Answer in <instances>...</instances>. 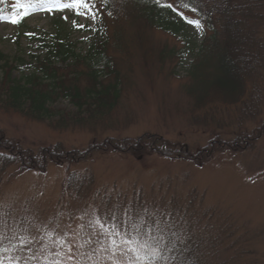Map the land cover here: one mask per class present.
I'll list each match as a JSON object with an SVG mask.
<instances>
[{"label":"rangeland","instance_id":"rangeland-1","mask_svg":"<svg viewBox=\"0 0 264 264\" xmlns=\"http://www.w3.org/2000/svg\"><path fill=\"white\" fill-rule=\"evenodd\" d=\"M91 1L99 16L95 20L75 15L85 12L83 8L40 7L18 24L0 19L4 57L29 60L39 54L35 38L54 34L61 26L78 52L91 40L105 37L110 46L106 56L113 58L115 73L123 80L120 98L107 119L96 116L68 129L54 128L57 117L39 122L0 110V143L11 154L16 149L29 151L43 167L0 164V264H148L136 260L132 252L125 255L121 249L128 246L111 235L117 227L121 233L129 231L126 210L137 224L141 215L148 219L145 210L169 214L182 240L177 259L264 264V25L255 36L257 54L250 55L247 63L258 76H253L256 88L250 81L246 86V101H251V94L256 100L255 110L250 109L255 117L241 127L244 138L259 136L244 141L229 134L236 129L228 119L232 107L216 111L220 116L216 126L195 123L205 111H193L194 99L184 88L190 81L187 72L209 33L187 22L185 17L196 19L193 14H174L186 26L184 33L174 34L150 23L143 14L144 2L112 0V8L103 12L101 1ZM5 10V15L13 11ZM73 21L88 27L80 30ZM100 22L105 36L97 32ZM216 28L221 29L219 24ZM78 83L81 89L88 85L86 80ZM51 107L61 117L89 119L66 100ZM223 127L230 130H218ZM151 137L155 151L149 152L145 143ZM122 140L134 144V150L122 153L116 146ZM238 140L244 143L235 149L219 148V143ZM165 143L169 146L163 147ZM0 151L10 155L4 148ZM197 152V161L186 159ZM50 154L55 163L48 159ZM144 239L149 245L155 243L150 236ZM141 242L131 247L139 248ZM148 251L140 249L141 254Z\"/></svg>","mask_w":264,"mask_h":264},{"label":"trees","instance_id":"trees-1","mask_svg":"<svg viewBox=\"0 0 264 264\" xmlns=\"http://www.w3.org/2000/svg\"><path fill=\"white\" fill-rule=\"evenodd\" d=\"M10 1L15 2V0H4L2 3L5 9H9L7 4ZM99 1L102 3L101 11L105 12L112 8V0ZM170 1L159 0L158 3L157 0H138L137 4L142 5L144 2L146 8L143 14L151 24L155 23L158 29L169 28L174 34L184 33L185 24L182 20H177L174 14L187 12L200 21L205 34L209 33L204 36L203 43L187 72L190 81L184 88L190 98L194 99L193 111H205L195 118V123L206 128L216 126L215 124H220V120H217L220 116L216 111L232 107L235 109L234 114L231 113L232 116L228 119L235 124L236 129L229 131V134H233L235 139L245 136L241 127L246 119L255 117V113L250 109L256 108V100L253 99L252 94L249 98L251 101H246L247 82L250 81L253 89L257 87L253 80V76H257V73L253 66L247 63L248 59L254 57L258 51L259 43L255 36L257 37L258 30L264 25L262 13L264 0H172V3ZM91 3L96 8L95 1ZM167 4H171L172 7H167ZM193 8L196 11H192ZM218 24L220 30L216 28ZM99 25L97 32L105 36L101 22ZM250 34L254 35L251 39ZM35 39L38 41L39 54L31 55L29 60L4 57L0 54V110L19 113L39 122L57 117L59 122L54 127L56 130L71 128L73 124L80 126L88 120L93 121L96 116H100V120L107 119L120 98L123 80L117 71L115 73L112 66L113 58L106 56L109 42L107 43L105 37L88 42L83 52H78L76 44L71 43L69 39V33L61 26L56 28L54 34H45ZM80 68L82 70L78 72L77 69ZM79 80H86L88 85L81 89L78 85ZM60 100L68 101L78 114H87L89 119L79 117L76 120L72 118L75 116L61 117L60 112H55L51 107ZM98 123L102 122L98 121ZM218 130H230V128L223 127ZM258 136L253 133L249 139L253 141ZM249 139L243 137L244 141ZM150 140L145 144L148 145L149 152L155 151L153 146L156 142L152 137ZM243 143L240 140L235 144L219 143L221 146L219 148L223 145L222 149L231 150L235 149L236 144ZM116 146L122 153L134 150V144L129 140H122L116 143ZM162 146L169 145L165 143ZM56 147L61 150L60 152H64L59 144ZM3 148L10 151V155L0 151V164H14V166L17 164L23 168L42 167V163L41 165L37 163L38 157L29 151L21 152L16 149V152L11 154L12 151L0 143V150ZM206 150L212 153L215 151L211 148ZM187 151L184 155L188 154ZM162 155L165 156L164 158H171L167 153ZM195 156L190 159L187 155L186 159L191 162L197 161L198 152ZM48 157L53 163L56 162L53 159L54 154ZM174 256L177 258L178 252L162 250L160 257L155 260L146 259V262L172 264ZM188 257L182 256L178 260L182 264H197L191 262V257Z\"/></svg>","mask_w":264,"mask_h":264},{"label":"snow or ice","instance_id":"snow-or-ice-1","mask_svg":"<svg viewBox=\"0 0 264 264\" xmlns=\"http://www.w3.org/2000/svg\"><path fill=\"white\" fill-rule=\"evenodd\" d=\"M4 0H0V3H3ZM159 3V0H157ZM37 7L47 8L49 10H78L80 8L85 9V12L81 13L79 11H75V15L80 16L83 15L85 18L91 17L93 20L97 17V11L95 9V5L90 2V0H15V3L12 5L13 11L5 15L4 10L0 9V19L8 20L13 24H18L29 12H33ZM167 7L171 8V4H167ZM187 7V5H186ZM192 11H196L195 8ZM182 15V13H181ZM67 19V17H65ZM189 24L194 25L195 27H201V23L198 19H187ZM75 27L79 29H84L88 27L85 24L77 23L73 21ZM26 35H34L32 33H26ZM147 213L148 219L145 216L141 215L139 217V224L135 223L130 215L129 210H126V214L129 215V231L127 233H121L117 226L113 225L112 227H117L115 232H112V236H119L121 238V242L124 245H127V248H122L121 251L127 255L128 252H132L135 254L136 260H146L151 258L152 260L157 259L161 256V250H166L168 252H175L178 248V245L182 243L180 233L175 229L174 223L171 221L169 214L160 212L158 215L154 212ZM145 225L148 227L145 228ZM101 226L103 224L101 222ZM145 230L142 232L141 229ZM135 233V236H133ZM145 236H150L151 240L155 243L149 245L147 240L144 239ZM142 241L139 244V248L131 247L136 244L137 241ZM23 243V242H21ZM112 244L116 246V242L113 239ZM118 247V246H117ZM147 248L149 251L147 254H141L140 249ZM167 259V257H164ZM172 264H182L175 256L172 258Z\"/></svg>","mask_w":264,"mask_h":264}]
</instances>
